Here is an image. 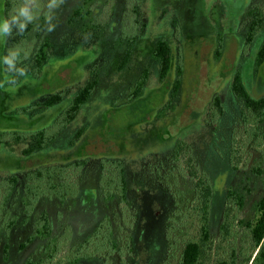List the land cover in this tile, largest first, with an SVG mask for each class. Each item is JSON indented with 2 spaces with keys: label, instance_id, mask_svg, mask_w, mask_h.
<instances>
[{
  "label": "rangeland",
  "instance_id": "obj_1",
  "mask_svg": "<svg viewBox=\"0 0 264 264\" xmlns=\"http://www.w3.org/2000/svg\"><path fill=\"white\" fill-rule=\"evenodd\" d=\"M84 1H31V6L35 4L48 16L40 35L44 16H31L32 51L50 43L40 68L37 55H32L28 71L16 80L2 64L0 49V174L7 177L24 168L87 162L81 189L74 197L60 202L56 194H45L29 219L22 190L0 197V264H53L50 254L61 241L69 244L54 264L60 257L66 260L70 250L85 242L107 215L119 237L117 247L128 252L125 259L119 254L110 257V264H178L184 245L200 239L203 219L190 200L199 177L190 182L170 165L158 169L160 156L174 145V140L166 143L168 138L185 143L178 163L186 174L198 164L213 182L211 228L215 241L205 264L230 259L233 248L250 245V232L241 223L254 218L255 203L264 194V137L244 128L242 104L232 92L233 76L239 70L249 93L264 96V64L255 66L264 34L246 47L250 17L239 16L250 0H208L205 5L204 0H95L91 16H72L84 8ZM259 5L264 7V0ZM135 17L142 21L143 30L135 25L122 30L132 26ZM173 17L179 21L178 29L171 26ZM169 31L175 65L162 80L153 50L158 33ZM131 48L129 62L123 66L124 53ZM144 70H149L144 93L131 102L133 87ZM95 78L98 83L90 101L74 122L58 131V106L70 96L51 107L44 105L46 98L62 90L71 95ZM216 94L224 101L225 114L214 125L208 123V113ZM47 128L58 133L45 148L37 147L36 137L5 141L10 135L30 137ZM80 130L83 134L78 137ZM120 134L123 144L115 139ZM233 140L237 142L238 171L228 166ZM31 147L34 152L25 154ZM120 155L129 167L133 227L122 220L119 198L104 197L99 184V163ZM230 189L242 192L246 203L231 211L232 235L225 239L220 219ZM45 211L53 226L49 237L35 232L37 219ZM176 211L179 215L172 221ZM14 216L19 221L8 232L7 222ZM96 258L71 264L106 263Z\"/></svg>",
  "mask_w": 264,
  "mask_h": 264
},
{
  "label": "trees",
  "instance_id": "obj_2",
  "mask_svg": "<svg viewBox=\"0 0 264 264\" xmlns=\"http://www.w3.org/2000/svg\"><path fill=\"white\" fill-rule=\"evenodd\" d=\"M257 14L255 16L252 24L248 28L247 33V44H251L257 37L258 32L264 30V8H258ZM33 43V42H32ZM48 47V43L44 45ZM42 46V49L38 52H33V45L30 48V57L32 55H37L36 62L37 67H41L42 60L47 56V50ZM131 50H128L126 58L124 59L123 66L127 65L131 55ZM28 54V53H27ZM154 55L160 62L159 75L160 79L165 80L171 73L174 65L175 58L173 48L165 39H160L157 41L154 49ZM264 64V45L261 46L256 59V67H260ZM149 80V70H144L142 76L134 85V91L131 93V98L129 101H134L139 99L143 93ZM97 79L87 81L84 85L79 87L76 91H73L71 95L68 91L62 90L52 93L44 101L46 107H51L56 103L63 102L68 96L69 101L67 103L61 104L59 107L60 112H58L60 119V125L58 131L67 125L74 122L83 110V107L90 101L92 95L94 94L95 88L97 86ZM232 92L238 101L242 104V118L243 126L246 130L249 128L253 129L254 133L259 134L261 132L262 137H264V96L254 97L252 96L244 83L243 74L241 71H236L232 80ZM209 107V120L208 123L217 125L219 119L225 114L224 101L220 94L214 95ZM110 111V108H107ZM61 113V116H60ZM58 131L52 132L50 129H45L39 131L33 136H28L25 134H14L10 135L7 139L12 141H22V140H32L36 137L38 142V148H45L50 146ZM129 132V130L127 131ZM78 137L82 136L83 130H80ZM122 134L117 136L115 139L119 144H123L124 140L120 137ZM258 136V135H257ZM119 137V139H118ZM176 138H168L166 143L171 144L174 140V145L171 151L162 155L163 159H159L158 169L166 168V165H170L173 171L177 170V173L183 178H189L188 181L191 182L192 177H199L198 182L195 184L194 188V198L190 199L192 207L199 209L202 212V225L200 231V239L196 241H188L180 254L178 264H205V259L207 253L211 252L212 245H214L215 237H213L211 220L213 213V202H214V187L212 179L209 177V173L206 175L204 171L200 170L198 164L192 166L191 174H186V170L182 169L181 164H179L180 156L183 153L186 145L181 140H175ZM132 140V139H130ZM165 141V140H164ZM176 141V142H175ZM121 142V143H120ZM236 141L233 140V148L228 158V166H230L232 171H238L239 163L237 162L238 151L235 149ZM191 148V147H190ZM35 148H29L26 150L25 154L33 153ZM190 161V160H189ZM125 158L118 156L114 159H102L99 163L100 167V178L99 184L103 190L104 197L106 198H119V207L122 214V220L124 224L131 226L132 218L130 210V200L129 193L131 186L129 184L128 166L125 164ZM87 162L75 161L67 164H51L43 165L37 168H32L30 170H25V176L27 185H25V192L29 196V215L31 216L39 202V200L48 194H56L58 200L65 201L67 198H72L78 190L81 189V180L84 178V172L86 169ZM190 165V163H189ZM194 167V168H193ZM180 169V171H178ZM175 172V171H174ZM18 178L16 176L4 177L0 175V197L6 196L10 189L15 187ZM193 181V180H192ZM181 196V195H179ZM178 197H175V203L178 204ZM183 199V198H181ZM245 196L243 193H237L236 190L230 189L228 197L226 198V205L222 213V218L220 219V229L224 234V238L227 239L231 236V224L230 214L231 211L237 207L243 208L245 206ZM198 205V206H197ZM255 216L251 220H244L241 225L247 227L250 232V245L248 247L242 246L241 248H233L230 259H222L217 264H264V194L255 203ZM176 211L171 217V220L178 216ZM106 218V220H105ZM101 220L94 232L85 239L76 248L73 247L66 260L64 258H59L57 264H64L66 262H81L84 259H97L96 257L103 258L105 264L110 262V257L119 254L122 259L128 252L124 251L123 248H118L117 243L119 239L115 235L113 229L114 225L110 215H107ZM170 220V221H171ZM169 230V229H168ZM36 235L41 237H49L53 232V226L50 216L47 212H43L36 222ZM170 230L167 232V236L170 237ZM33 237L29 238L26 243L23 244L25 247L27 244L33 241ZM63 242V243H62ZM69 241L58 242L57 246H54L55 250L50 254L52 263H55V259L60 253L65 251V247L68 246ZM130 244V241H129ZM131 249V246H130ZM132 250H130L131 252ZM110 264V263H109Z\"/></svg>",
  "mask_w": 264,
  "mask_h": 264
},
{
  "label": "flooded vegetation",
  "instance_id": "obj_3",
  "mask_svg": "<svg viewBox=\"0 0 264 264\" xmlns=\"http://www.w3.org/2000/svg\"><path fill=\"white\" fill-rule=\"evenodd\" d=\"M31 1H33V3H34V0H0V49L2 51V64H4V66L8 70L12 71L13 77L16 80L21 78L26 73V71H28V68H29L28 60L30 59V48L32 46V44H31L32 40L30 39V32L34 27L31 24V22H33L31 20V16H37V14H38V16H44L43 24L39 27V32H40L39 35L43 31V27L46 24V19L48 20V16H46L43 13H42L43 15L41 14V10H40L41 8H38L39 9L38 10L37 6H35V4H33L31 6V3H32ZM94 1L95 0H85L84 4H83L84 8L76 10L72 16H91L93 13L92 3ZM259 1L260 0H250L244 6L245 8L239 12L240 19L242 16H249L250 17L246 33H248V28L252 24L253 19H255V16H259V14H257L258 8H264L263 6L259 5ZM207 2H209V1L204 0V5L207 4ZM56 3L58 4V2H56ZM153 8L155 9V7H153ZM35 11H36V13H35ZM161 11L163 12V14H166V13H164L163 8H161ZM136 13H137V10H136ZM206 13H207V11H206ZM208 15L212 16V14H208ZM162 16H164V15H162ZM168 16H170V15H168ZM134 19H135V23L132 26H126L122 30H125L126 28H131L134 25L137 27L140 26L141 29L143 30V25H141L142 21L140 23L139 19H137L136 17ZM136 21H137V24H136ZM177 25H179V21L173 17V21H172L171 26H173V28L178 29L179 26H177ZM145 27H148V26L146 25ZM169 32L165 33L164 35H161V33H158L157 41L160 39H165L168 42H170V44H171V41H170V38L168 37V35H172V31H169ZM261 34H264V30H261L260 32H258L255 40L249 45L255 44L258 41V38L261 36ZM246 38H247V35H246ZM133 40H134V38H133ZM157 41H156V43H157ZM46 43H48V47H44V45ZM245 44H246V47L249 46L247 44V42ZM263 45H264V41L262 40L261 46H263ZM42 46L47 50V52H49V50H48V48L50 47L49 42L42 43L39 48H36V50L42 49ZM171 46H172V44H171ZM261 46H260V48H261ZM260 48H259V50H260ZM130 50H132V48ZM259 50H258V52H259ZM33 51H34V46H33ZM127 52L128 51H126L124 53V55H125L124 59L126 58ZM130 52H132V51H130ZM153 58L159 62V60L154 55V50H153ZM124 59H123V62H124ZM35 61H36V58H35ZM36 64H37V62H36ZM159 68H160V62H159ZM25 170H26L25 168L23 170H19L22 174L20 172L19 173L12 172L10 175L7 176V177L16 176L18 178V181H17V184L15 185V187L10 189V192L6 196H11L15 192H19V190H22L23 194H25L27 196V204H26L27 206L25 207V210H26V217H27V219H29L32 215L31 216L29 215V211H28L29 196L25 192V185H27V181H28V180L26 181V176L24 173ZM0 173H2V172L0 171ZM0 175L2 176V174H0ZM21 183H23V186L20 188ZM58 201L65 202L66 200L65 201L58 200ZM36 208H37V206H36ZM36 208H35V210H36ZM18 221H19L18 216L17 217L14 216V217L10 218V220L7 222L8 232L11 229H13V227L15 226L16 223H18ZM25 221H26V219H25ZM8 247L9 246L7 245L6 250H5V256H7V257L9 256ZM84 260L88 261V259H84Z\"/></svg>",
  "mask_w": 264,
  "mask_h": 264
}]
</instances>
